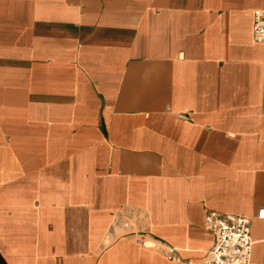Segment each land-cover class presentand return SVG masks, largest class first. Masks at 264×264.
Masks as SVG:
<instances>
[{"label": "crops", "instance_id": "0c3cea01", "mask_svg": "<svg viewBox=\"0 0 264 264\" xmlns=\"http://www.w3.org/2000/svg\"><path fill=\"white\" fill-rule=\"evenodd\" d=\"M264 0H0V264H195L209 210L264 264Z\"/></svg>", "mask_w": 264, "mask_h": 264}, {"label": "built area", "instance_id": "2783aa9c", "mask_svg": "<svg viewBox=\"0 0 264 264\" xmlns=\"http://www.w3.org/2000/svg\"><path fill=\"white\" fill-rule=\"evenodd\" d=\"M252 37L264 43V10L253 12ZM264 218V208L257 213ZM203 228L212 234L214 241L210 257L195 264H250L252 238L251 220L233 214L209 210L203 219Z\"/></svg>", "mask_w": 264, "mask_h": 264}]
</instances>
